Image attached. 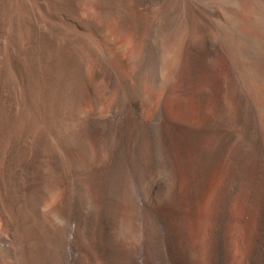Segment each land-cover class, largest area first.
Masks as SVG:
<instances>
[{
	"label": "bare ground",
	"instance_id": "6f19581e",
	"mask_svg": "<svg viewBox=\"0 0 264 264\" xmlns=\"http://www.w3.org/2000/svg\"><path fill=\"white\" fill-rule=\"evenodd\" d=\"M153 1L99 5L108 13ZM190 1L172 0L165 60H156L161 42L155 41L134 61L138 86H124L111 116L102 119V100L86 73L97 17L82 15V0H0V264H183L189 258L169 215L177 201L169 130L165 122L155 129L144 120L141 77L147 74L152 86L172 78L184 42L196 68L225 53L229 92L210 125L215 142L206 148L199 133L190 137L201 169L223 153L243 167L259 143L255 110H264V0H196L213 17L211 33L201 26L198 36L188 24ZM99 34L108 49L103 59L121 65L115 40L105 30ZM84 95L92 98L89 105ZM237 128L240 139L232 135ZM130 200L136 214L125 221L123 202ZM262 228L253 264H264V222ZM222 231L213 238L212 264H230L233 248Z\"/></svg>",
	"mask_w": 264,
	"mask_h": 264
},
{
	"label": "rangeland",
	"instance_id": "374dc122",
	"mask_svg": "<svg viewBox=\"0 0 264 264\" xmlns=\"http://www.w3.org/2000/svg\"><path fill=\"white\" fill-rule=\"evenodd\" d=\"M197 3L196 0L190 1V16H193L189 17L188 24L195 36L201 34V26L211 33L212 13ZM81 4L83 16L86 14L97 17V25L90 26L89 31L97 46H89L86 73L89 87L102 100L101 109L97 112L102 119H107L111 116L110 106L119 100L123 87L138 86L134 61L144 57L146 51L157 41L161 42V51L158 55L155 51L152 52H155L156 60H165L166 51H169L168 43L165 45L166 24L170 22L167 18L170 10L176 9V6L172 0H155L146 6L127 4L126 7L121 5L104 13L99 0H82ZM102 30L109 32V36L115 40V59L121 60V65L124 66L114 59L110 61L108 56L103 59L102 53L107 55L108 49L99 34ZM187 43L183 44L182 57L172 78L167 82H159L157 86L151 85L147 74L140 81L146 104L144 120L155 129L161 128L165 122L167 131L169 130L177 192L176 204L170 207L169 215L179 249L187 247L189 251V258L183 264H212L213 238L221 227L222 233L227 236L228 249L233 248L229 263L253 264L260 246L264 222V110H255L259 143L245 160L242 169L237 168L225 153L208 168L201 169L196 162L194 143L190 137L191 134L199 133L205 139L206 148L215 142L217 131L210 125L214 124L212 118L216 115L215 110L221 99L229 92L226 87L229 69L224 52L220 61L216 62L209 56L196 68ZM106 67L109 68L108 71ZM96 72H100L99 77ZM240 88L246 95V87L245 90L244 87ZM83 99L87 105L92 102L88 95H84ZM171 124L177 128L174 129ZM232 135L235 139H240L241 128H237ZM64 156L69 159L72 155L66 150ZM93 168L95 169V165ZM102 168L101 164L96 165L97 171ZM167 189L166 185L164 190ZM130 201V204L123 202L122 216L125 221L135 218L136 205ZM132 242L125 243L128 244L127 248H132Z\"/></svg>",
	"mask_w": 264,
	"mask_h": 264
}]
</instances>
